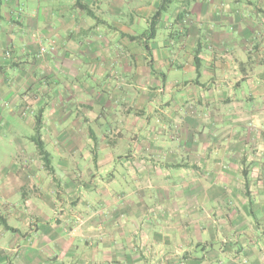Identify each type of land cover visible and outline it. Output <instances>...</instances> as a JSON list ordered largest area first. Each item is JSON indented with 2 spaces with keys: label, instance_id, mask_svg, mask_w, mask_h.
I'll return each instance as SVG.
<instances>
[{
  "label": "crops",
  "instance_id": "obj_1",
  "mask_svg": "<svg viewBox=\"0 0 264 264\" xmlns=\"http://www.w3.org/2000/svg\"><path fill=\"white\" fill-rule=\"evenodd\" d=\"M91 1L81 0L88 6ZM97 1L102 8L96 15L104 23L84 14L76 0H47L43 24L34 0L32 14L25 15L19 0L2 1L0 103L9 102L10 115L26 88L33 98H48L46 105L35 100L33 106L44 110L55 153L46 146L51 173L31 140L35 121L23 119L30 132L18 136L17 158L0 167V264H264V157L253 160L256 149L264 154V0H169L156 37L148 41L151 69L143 100L130 60L120 75L134 88L123 98L118 94L130 110L111 114L107 86L115 88V81L106 70L120 73L127 55L122 49L132 53L130 43L115 39L147 33L161 1ZM13 19L28 22L26 36L15 35ZM29 30L57 42L46 66L31 57L32 44L20 42ZM77 35L81 43L74 41ZM7 49L11 58L3 56ZM79 53L85 60L76 65ZM58 65L66 67L58 71ZM79 67L82 75H72ZM139 101L145 102L141 126L138 115L132 118ZM74 105L82 106L80 119L73 117ZM107 124L136 131L133 144L123 145L131 156L121 154L120 144L102 140L98 132ZM155 130L166 136L157 137ZM170 131L176 138H169ZM93 139L97 150L84 154L83 147H95ZM125 161L131 165L122 170L118 164ZM73 165L88 170L83 186L72 182ZM106 173L114 180L96 189ZM63 194L80 195L77 209L87 220L73 234L54 216ZM11 244L20 245L18 253Z\"/></svg>",
  "mask_w": 264,
  "mask_h": 264
},
{
  "label": "rangeland",
  "instance_id": "obj_2",
  "mask_svg": "<svg viewBox=\"0 0 264 264\" xmlns=\"http://www.w3.org/2000/svg\"><path fill=\"white\" fill-rule=\"evenodd\" d=\"M35 1L36 0H34V4H35ZM160 1H161V3L159 4V6L162 4V0H160ZM46 3H47V0H44L43 2H41V4L40 3L37 4V6L35 4L36 9L38 10V13H39L38 19L40 20V22L42 24H43L42 20H43V16H44L43 12L45 10ZM55 3H57V5L59 4V2H55ZM5 4H7V3L5 2ZM16 4H18V6H20L21 9H23L22 11H24V12L22 13V15L32 14V9L28 8L33 4L31 2V0H19V2H17ZM137 4H138V6H140L142 4L145 5V0H138ZM165 5H167V3ZM27 8H28V10H27ZM90 8L93 10V12L95 14H97L98 12L100 13V10L102 8V3H99L97 0H94V2L91 1ZM84 14H87V13L85 12ZM153 14H154V12H153ZM153 14L150 16V20H151ZM10 15H12V13H10ZM13 20L14 21H12V23L16 24L17 25L16 28H18V29H16L15 35L17 37H18V35L20 37L26 36V33H27L26 28L28 26L27 25L28 22L23 21V19H21V20L13 19ZM140 31L145 32V28H142ZM28 34H29V36L24 37L22 41L20 40V42H24L25 44H32L35 47L36 51H33L34 53L30 54L31 57H33L35 55V59L42 58L43 59L42 60L43 65L46 66V64L48 63V61H47L48 57H50V52L51 53L54 52V48L56 47L57 42L51 41V39L47 40V42H45L42 37H40L38 34L34 33V30H29ZM143 34H146V33L135 35V36H139V37H138V39H134V40L131 39L129 36H127L130 39V41H128L127 39L124 38V34L121 33L120 37H117L115 39L116 42H119V43L128 42L132 46L131 47L132 53L128 52V51H130L129 49H127V50L122 49V51H121V53H123L122 56L126 55V54L127 55L123 56V59L121 58L120 62H122V64H121V66H118V68H119L118 71L119 72L122 71V67L124 68L126 65V62H129L130 60H131L132 64L137 65V73H138V78H137V83H136V86H138L137 95L141 99H142L141 91L143 89H146V77L149 74L148 73L149 68L151 69V66L149 63L150 59L148 56V52L145 50L144 44H143L144 42H148L149 39H147V38L144 39V37H140ZM159 34L160 35L157 38V40L159 42H161V40L163 41V39L165 38L166 35H164L165 32L159 33ZM65 36L66 35H64V33H63V36L61 35V37H63V38H61V39H66ZM5 37H6V35H5ZM73 37L74 36H72V38ZM81 38H82L81 35H77V38H74L75 39L74 41H76L77 43H81ZM132 41H135V42H132ZM58 42H59V40H58ZM101 52H104V51H101ZM8 53H9V55H8ZM17 54L20 55V51H17ZM62 55L63 54H61V56ZM3 56L5 58H8L10 56L9 58H11V52H8V49H7V52L4 50ZM73 58L74 59L76 58V60H77V62L75 61L77 63L76 65H79L80 61L83 62V60H85L84 56L81 55L80 53L78 54V56H73ZM106 64H108V61L106 62ZM27 67L28 66H25L23 68L24 72L26 71ZM63 67H66V65H63ZM63 67L58 65V67H57L58 71H62L61 69ZM64 71H65V69H64ZM4 72L5 71H3V73ZM39 72L43 73L41 71H39ZM82 73H83V71H82L81 67L78 68L77 72L76 71L71 72L72 75H75L77 77H80L82 75ZM106 74L110 75V76L107 75L108 76L107 78L111 77L112 80L114 79V81H115L113 83V84H115V88H112V86H107V107H106L107 113L111 114V112L114 110H115L114 112H116V113L117 112L120 113L121 111L128 113V111L130 110L129 103L127 102L126 99H123V100L118 99V96H119L118 94H120V96L123 98L125 96L124 94L128 92L129 87H131V89L133 90V88H134L133 87V84H134L133 81L130 82V80L128 78H125V76H121L120 74H122V72L118 73L117 70H115V68H110V69L108 68L106 70ZM48 78L49 77L47 75V77L43 76L41 79L48 80ZM75 84H79V82L74 83V85ZM125 88H127V89H125ZM29 90H30V88H26L25 91L20 93L22 103H21V106L19 108H21V109L18 111L19 108H17L15 110V114L9 115L7 113L5 115V105L8 106L9 102L8 103L7 102L6 103L5 102L0 103V107H1L0 108V167L5 166V164H8L9 162L14 161L13 159L17 158L18 152H20L18 146H20V142H21L20 138H22V137L19 138L18 136L20 134L24 135V134H28L30 132L29 125L24 124L23 119L27 123H29L28 121H30V120H34L36 123V116L38 114H41V120H42V127H41L42 139L44 138L43 140H44L47 148L50 151H52L53 153H55L54 147H53L55 140L52 139L54 132L52 131L53 132L52 133L51 131L45 130V126H46L45 124L47 123V119L43 115L44 110H42L41 108L35 109L36 107L33 106V105H36L35 100L38 101L37 106H39V107L42 106V104H45L44 102L49 103V100H48V98H45V100H43V99L40 100L39 98H37V99L33 98L34 95H32V93L29 94ZM42 92H44V91H42ZM47 94H49V91L47 92ZM113 95L115 96L114 98L112 97ZM76 98H77V100H81V96H76ZM80 102L81 101H79V104H81ZM142 103L144 104V106L141 104V101H139L138 108L136 110L137 114L132 116V118H134V117H137L136 115H138L137 126L138 125L141 126V124H144L142 122H144L143 120H144V114H145V111H144L145 102H142ZM111 104H113V106H111ZM73 109H74L73 110V117L75 116L74 118L80 119L81 115H82V106L81 105H74ZM160 109H163L162 105L158 106V108H157L158 112H160ZM65 112L66 111H64V114H65ZM107 115L109 117V114H107ZM158 117H160V116H158ZM45 121H46V123H45ZM118 125L119 124H115V125L113 124V127H111L107 124L106 125L107 129L105 131H100L98 133L100 134V137L102 138V140H104L108 146L120 144L121 145V154H126L129 157V156H131V153L129 151L130 149H125V148L123 149V145L124 144H127V145L133 144L132 143L133 140L136 139V131H134V132L133 131H126V130L123 131V130H120V126L118 127ZM109 127H111V128L109 129ZM35 128H36V125H35ZM31 131L34 135L35 130H31ZM142 131H139V133ZM89 133H90V135H92L91 130H89ZM154 133H155V135H157V137L162 136L163 134L166 136L165 130L164 131H161V130L156 131L155 130ZM80 134H81V132H80ZM146 134H147L146 137L148 138V136H149L148 132ZM176 135H177V132H172V131L169 132V138H171V140L173 138H176ZM140 137L143 140L146 138L144 136V133H142V135ZM93 141H94L95 147L89 148V149H87L86 147H83L82 151L84 154L87 153V150H88V152H93V151L97 150V147H98L96 145L97 142L94 139H93ZM81 142H83V141H81ZM254 150L255 149L252 148V153H255ZM107 153H110V150H108ZM77 154H79V152ZM255 155H256V157L253 159L254 161H258L259 160L258 158H260V159L263 158L264 157L263 150L257 151V149H256ZM106 157H108V156H106ZM105 165H106L105 171L110 170L111 167H108L109 164L106 163ZM130 165H131V162L125 161V164L119 163L118 167L120 166L122 170H125ZM74 166L75 165H73V171H76V172L72 174V182L78 184V186H83V182H85V178H86V174H87L88 170L85 166L80 168V169L79 168L76 169V168H74ZM99 171H101V168L98 170V172ZM102 174L103 173H100L99 175L102 176ZM84 175H85V177H84ZM106 175L107 176L104 179H99L100 183L97 184L96 186H94L96 189L100 186L102 187L103 184L104 185H110V182H112L114 180L113 178L111 179L107 173H106ZM112 175H115V174H112ZM90 179L92 180L93 178L91 177ZM141 184L145 185L144 180H142ZM263 184H264V179H263ZM58 189H59L58 196H60L61 193H63V189L60 186L58 187ZM68 189H70V188H68ZM74 189L77 190V187H75ZM62 196H64L66 199H64L65 201H62V200L56 201L55 208H54V216L57 219L58 225H60L61 227L67 228L68 232L73 234L74 232L81 230L83 228V226L87 223V220L84 217H82V213H81L82 208L77 209L78 206L81 205V201H80L81 197H80V195H78L77 198L74 197V198L70 199L69 197H67V195L63 194ZM75 203H78L77 207H76ZM70 219H73V222L71 223L72 225L70 227L69 226L66 227L67 226L66 224H68V222H71ZM61 224H63V226ZM11 245L12 246L10 248L12 249V252L18 253L20 245L19 244H16V245L11 244ZM244 264H247V263H244Z\"/></svg>",
  "mask_w": 264,
  "mask_h": 264
},
{
  "label": "trees",
  "instance_id": "obj_3",
  "mask_svg": "<svg viewBox=\"0 0 264 264\" xmlns=\"http://www.w3.org/2000/svg\"><path fill=\"white\" fill-rule=\"evenodd\" d=\"M2 1L0 0V18L2 17V12H1V6H2ZM169 0H162V4L158 7V9L154 12L150 24H149V28L147 30L146 34H143L140 37H144V39H153L156 37V33H157V25L159 24V21L161 20V16L163 14L164 11V5L168 2ZM76 5L77 7H79L82 11L86 12L87 15L93 17L97 22H103V20H101V18H99L94 12L93 10L90 8V6L84 4L81 2V0H76ZM124 34V33H123ZM125 35V34H124ZM131 39H138L139 36H129ZM144 48L147 52H149V56L151 55V48L150 45L148 44V42H144ZM197 60V59H196ZM41 127H42V120H41V114H38L36 116V128H35V134L31 137V140L34 142L37 151L39 153V155L41 156L42 160H43V164L45 166V168L53 173V167L51 166V154L50 152L47 150L46 148V144L44 142V140L42 139V135H41ZM6 228L8 229H13V228H9V226L6 224Z\"/></svg>",
  "mask_w": 264,
  "mask_h": 264
}]
</instances>
